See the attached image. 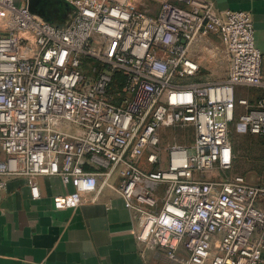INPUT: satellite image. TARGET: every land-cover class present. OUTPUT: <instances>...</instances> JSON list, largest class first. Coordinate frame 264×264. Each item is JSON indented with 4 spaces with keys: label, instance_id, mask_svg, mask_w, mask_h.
I'll list each match as a JSON object with an SVG mask.
<instances>
[{
    "label": "built area",
    "instance_id": "built-area-1",
    "mask_svg": "<svg viewBox=\"0 0 264 264\" xmlns=\"http://www.w3.org/2000/svg\"><path fill=\"white\" fill-rule=\"evenodd\" d=\"M28 1L0 0V200L9 178L37 200V178L57 176L95 202L117 174L143 247L171 264H260L264 182L206 178L232 166L236 105L264 141V96L235 98L236 86L264 89L251 15L208 0H61L70 10L58 25ZM211 35L224 44V80L199 76L195 47ZM170 128L192 129L194 142L170 145L157 168Z\"/></svg>",
    "mask_w": 264,
    "mask_h": 264
},
{
    "label": "crops",
    "instance_id": "crops-1",
    "mask_svg": "<svg viewBox=\"0 0 264 264\" xmlns=\"http://www.w3.org/2000/svg\"><path fill=\"white\" fill-rule=\"evenodd\" d=\"M208 1L220 12L238 10L251 15L264 80V0ZM195 58L200 71L202 64L214 62L206 70L224 67L227 77L225 48L219 37L211 35L198 43ZM252 88L236 86V100L253 103L261 95L255 96ZM236 110L244 108L236 105ZM143 163L147 165L140 159L141 168ZM118 183V175L113 174L93 202L92 195L76 193L72 183L65 185L57 176L38 177L40 198L34 200L25 179H7L0 200V264H171L162 250L145 248L136 240V220L116 189ZM61 195L74 197L77 206L56 209L54 201ZM177 256L186 257L181 247ZM260 264H264V245Z\"/></svg>",
    "mask_w": 264,
    "mask_h": 264
},
{
    "label": "rangeland",
    "instance_id": "rangeland-1",
    "mask_svg": "<svg viewBox=\"0 0 264 264\" xmlns=\"http://www.w3.org/2000/svg\"><path fill=\"white\" fill-rule=\"evenodd\" d=\"M40 6L46 14L56 20L57 24H63L67 21V14L57 4V0H41ZM210 61V56L206 57ZM217 62V61H215ZM214 62H206L202 64L199 76L206 81H215L224 79L226 76L225 68H212L206 70V67L215 66ZM217 64V63H216ZM253 89V90H252ZM251 91L255 96H262L264 91L259 88H252ZM244 111L236 110V117L230 126L229 137L232 147L235 149L232 166L227 171H221L215 168L213 171L206 172V178L213 175L218 178H229L234 175H241L249 183L260 184L264 182V143L260 137L251 134L247 127L239 120V116ZM194 133L190 128H170L166 129L161 134V150L162 162L157 165V168H164L167 160V149L170 145L178 143L181 145L191 146L194 142ZM144 170H150L149 165H142ZM212 173V174H211Z\"/></svg>",
    "mask_w": 264,
    "mask_h": 264
},
{
    "label": "water",
    "instance_id": "water-1",
    "mask_svg": "<svg viewBox=\"0 0 264 264\" xmlns=\"http://www.w3.org/2000/svg\"><path fill=\"white\" fill-rule=\"evenodd\" d=\"M40 1L41 0H29L28 1L29 10L32 13H34V14L42 17V18H44L46 21H49V19L45 15L44 11L42 9H38V5L40 4ZM65 7H66V11H69L70 10V8L67 5Z\"/></svg>",
    "mask_w": 264,
    "mask_h": 264
},
{
    "label": "flooded vegetation",
    "instance_id": "flooded-vegetation-1",
    "mask_svg": "<svg viewBox=\"0 0 264 264\" xmlns=\"http://www.w3.org/2000/svg\"><path fill=\"white\" fill-rule=\"evenodd\" d=\"M57 4L59 5V7H61L63 10H65V13L66 12V9H65V6L63 5V3L60 1V0H57ZM40 6V4H39ZM40 8L44 11V9L40 6ZM46 17L51 21V22H54L56 23V20L55 19H52L51 16H49L48 14H46V12L44 11Z\"/></svg>",
    "mask_w": 264,
    "mask_h": 264
},
{
    "label": "trees",
    "instance_id": "trees-1",
    "mask_svg": "<svg viewBox=\"0 0 264 264\" xmlns=\"http://www.w3.org/2000/svg\"><path fill=\"white\" fill-rule=\"evenodd\" d=\"M262 96H264V95H262ZM261 140H262V138H261ZM263 141V140H262ZM263 143H264V141H263ZM233 151L235 152V149L233 148Z\"/></svg>",
    "mask_w": 264,
    "mask_h": 264
}]
</instances>
